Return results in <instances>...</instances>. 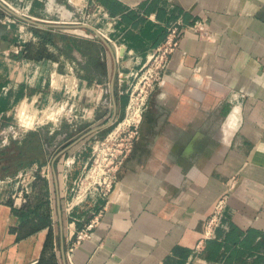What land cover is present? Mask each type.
Instances as JSON below:
<instances>
[{"label": "crops", "instance_id": "obj_1", "mask_svg": "<svg viewBox=\"0 0 264 264\" xmlns=\"http://www.w3.org/2000/svg\"><path fill=\"white\" fill-rule=\"evenodd\" d=\"M58 1L49 0L48 14L32 9L36 17L12 9L60 27L25 22L0 6V53L25 36L24 26L2 24L6 13L51 28L52 59L28 61L45 75L82 80L81 103L93 116L69 133H50L62 135L44 154L53 174L39 177L31 195L43 200L52 230L45 255L54 254L57 264H264V0ZM179 19L206 20L210 38L184 32L141 110L138 137L112 187L66 206L91 161V137L124 117L134 72ZM22 41L20 52L38 42ZM5 75L16 80L10 66ZM221 198L226 213L206 238L205 223ZM0 207V264H36L49 227L17 239L11 207ZM98 211L91 237L71 252L70 263L71 236Z\"/></svg>", "mask_w": 264, "mask_h": 264}, {"label": "rangeland", "instance_id": "obj_2", "mask_svg": "<svg viewBox=\"0 0 264 264\" xmlns=\"http://www.w3.org/2000/svg\"><path fill=\"white\" fill-rule=\"evenodd\" d=\"M5 1L19 12L32 17H36L32 14V9L38 12L41 10L44 14H48L51 11L49 0ZM62 1H65L66 4L69 3V0ZM0 14V19H4L2 18V14L4 13L0 11ZM5 15L8 20L7 22L1 23H8V28H11L12 25L24 26L23 32L25 36L20 37L18 34V47L6 45L7 47H2L0 53V62H3L2 65L0 64V148L13 149L19 145L17 144L18 142L25 140L32 141V134L36 132H44L48 137L51 136V132L58 131V129L61 132L69 133L73 128L87 125L93 116L90 113V109L87 108L88 106H83L81 103L85 89L83 81L80 79H71L68 81L67 74H64L63 77L61 76V79H58V75L53 74L51 70H48V74L45 75L41 72V68L37 62H29L28 59L17 60L16 57L20 54L19 46L23 44L24 41L22 40L24 38L36 41L41 40V38L36 34L35 28L37 29V27L34 26L32 28L30 24L14 19L8 13ZM41 19L43 21L51 20L50 17ZM9 23L12 25L10 26ZM98 23L101 24L100 21ZM10 30L14 31L16 29L12 28ZM17 32H19L18 28ZM8 38L13 39L15 37L11 35ZM47 48L51 52L53 47L48 43ZM5 62L9 64L7 66L8 68L4 66ZM9 66L11 69H14L16 76V80L12 82H10L11 80L9 78H6L8 75H5L9 73ZM134 82L132 81V84ZM124 117L91 137V161L84 174L76 183L74 193L71 192L72 194L66 197V206H75L78 200L83 199L84 196L87 197L88 192L90 193L91 190H94L93 187L97 186L95 182L98 181V167L97 163L94 162V158H97L98 163H101L102 158L106 156V151L101 150V144L112 141L116 136L120 138L124 135L128 129L127 123L123 122ZM44 169L47 170V164L45 162L41 166L39 162L31 161L24 166V169L22 168L13 174H6L4 177H1L0 206H9L12 203L11 206L15 208H25L20 194L26 189H33V185L38 180L39 170ZM49 178H51V175H49ZM95 192L93 191V196ZM99 193H101L100 189ZM99 193L97 194L99 195ZM74 197L79 198L74 199ZM17 201L20 203H17ZM0 209L2 208L0 207ZM10 214L9 218L12 220L10 222L15 224L20 222V217L13 215L12 212ZM0 216L5 217L2 212ZM2 233L4 231L0 227V235Z\"/></svg>", "mask_w": 264, "mask_h": 264}, {"label": "built area", "instance_id": "obj_3", "mask_svg": "<svg viewBox=\"0 0 264 264\" xmlns=\"http://www.w3.org/2000/svg\"><path fill=\"white\" fill-rule=\"evenodd\" d=\"M2 2L12 8V6L6 1ZM185 31L195 33L200 39L210 38V31L206 20H196L190 24H184L180 19L170 24L167 27V32L164 41L156 47L150 57L143 63L140 68L134 72L133 84L131 83V89L129 91L128 104L126 106L124 123H127L128 129L124 135L120 138L117 136L110 142H103L101 144L102 149L106 151V156L102 158L101 163H98V159L94 158V162L97 163L98 181L95 183L97 186L93 187L92 191L101 190V194H106L112 187L116 179L117 167L130 153L133 145V141L138 137V119L141 110L146 105L149 95L162 81L163 71L168 63L169 56L179 45V41ZM101 33V31H99ZM90 184L88 185L89 189ZM27 189L22 191L21 194ZM20 194V195H21ZM20 199V198H19ZM226 202L224 198H221L213 210L210 217L205 223L204 235L206 238H210L214 234V229L218 225L222 216L225 215ZM101 211H98L94 218L90 220L83 228L74 232L68 243L65 256L71 263L70 254L79 246V244L91 237V229L98 222Z\"/></svg>", "mask_w": 264, "mask_h": 264}, {"label": "trees", "instance_id": "obj_4", "mask_svg": "<svg viewBox=\"0 0 264 264\" xmlns=\"http://www.w3.org/2000/svg\"><path fill=\"white\" fill-rule=\"evenodd\" d=\"M37 35L41 38L37 43L36 42H28L24 45L23 51L20 52L19 56L23 57L28 60H42V59H52V53L49 52L47 48V44H52L54 39V34L51 31V28H45L43 30L36 29ZM35 133L32 134L33 137H35ZM11 212L13 215H16L21 218L20 222L15 226L11 227V231L16 234L17 239L25 238L32 233H35L36 231H39L45 227H49V218L46 213H44V202L41 199H34L29 206V209H27V206L25 208H15L11 206ZM53 242L52 237V230L49 227L48 232L46 234L43 248L40 254V257L36 264H57V258L54 254L45 255V253L51 248ZM213 245L217 247V244L215 242L209 241L208 244Z\"/></svg>", "mask_w": 264, "mask_h": 264}, {"label": "flooded vegetation", "instance_id": "obj_5", "mask_svg": "<svg viewBox=\"0 0 264 264\" xmlns=\"http://www.w3.org/2000/svg\"><path fill=\"white\" fill-rule=\"evenodd\" d=\"M58 133H52L51 136L47 137L44 132H36L35 137L32 136V141L18 142L19 145L13 149L0 148V178L6 174H13L22 168L24 169V166L31 161L39 162L43 166L44 154L53 152L56 149V143L62 138V135ZM55 152L57 154V150ZM38 173V178L52 175L51 163L47 166V170H39ZM31 195L32 189L21 194L23 206H27L33 201L34 198Z\"/></svg>", "mask_w": 264, "mask_h": 264}, {"label": "water", "instance_id": "obj_6", "mask_svg": "<svg viewBox=\"0 0 264 264\" xmlns=\"http://www.w3.org/2000/svg\"><path fill=\"white\" fill-rule=\"evenodd\" d=\"M0 6L3 7L8 13H10V14L22 19L23 21L28 22V23H32V24L39 25V26H45V27H60V26H63L62 23H58V22H37L33 18L26 17V16L22 15L21 13L13 10L12 8L6 6L1 0H0ZM61 9H62V11L67 12V9L64 6H62ZM69 20H70L69 17L64 19V21H66V22H68ZM80 25L84 26V27H88V28H90V29L95 31V28L92 27L91 25H89L86 22L85 23H81ZM96 32L98 33V36L102 37V34L99 31H96Z\"/></svg>", "mask_w": 264, "mask_h": 264}]
</instances>
